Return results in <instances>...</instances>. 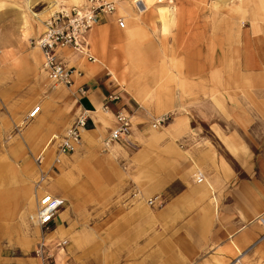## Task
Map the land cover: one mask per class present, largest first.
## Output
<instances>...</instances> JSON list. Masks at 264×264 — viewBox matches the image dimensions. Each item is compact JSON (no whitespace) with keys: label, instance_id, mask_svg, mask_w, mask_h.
I'll return each mask as SVG.
<instances>
[{"label":"crops","instance_id":"crops-1","mask_svg":"<svg viewBox=\"0 0 264 264\" xmlns=\"http://www.w3.org/2000/svg\"><path fill=\"white\" fill-rule=\"evenodd\" d=\"M14 1L0 5V264H41L31 253L42 235L30 220L41 189L66 201L43 237L67 241L53 264L264 262V19H250L231 38L221 21L217 32H204V18L195 37L178 43L186 46L168 73L138 24L129 18L119 27L121 17L102 16L84 36L94 61L60 49L81 75L69 89H52L28 40L60 1L26 0L41 7L29 17ZM175 8H160V18L173 20ZM163 10L173 17L164 20ZM109 95L118 98L107 102ZM119 109L131 118L129 140L105 149ZM80 110L88 117L81 141L55 163L44 147ZM162 115L167 121L151 128ZM19 124L18 134L5 135ZM40 171L53 173L43 185ZM155 196L160 205L145 203Z\"/></svg>","mask_w":264,"mask_h":264},{"label":"built area","instance_id":"built-area-1","mask_svg":"<svg viewBox=\"0 0 264 264\" xmlns=\"http://www.w3.org/2000/svg\"><path fill=\"white\" fill-rule=\"evenodd\" d=\"M117 0H85L82 6L72 5L69 8H60L50 15L43 22V31L30 44L40 50L42 54V62L40 69L45 74L50 87L56 89L64 87L69 89L74 83V77L81 75L80 71L66 66L58 56V51L62 48H71L77 53L86 57L87 60L93 61L88 50L84 45V36L99 23L102 16L111 15L115 12ZM119 27L124 26L122 18H117ZM77 92L82 94L85 92L83 87H78ZM116 95H109L107 102L117 100ZM39 110V106L33 107L26 115V118L33 119ZM108 112L107 104L102 109ZM116 121L115 127L109 132L108 136L102 140L105 149L112 143H127L130 137L131 118L124 113L122 109L114 113ZM168 119L167 115H162L152 119L150 126L153 129L161 127ZM88 117L84 110H80L73 122L59 136L52 137L44 147L47 151L51 149L55 154L54 162L57 163L59 158L71 154L81 141V134L87 128ZM44 154L34 158L37 165L43 162ZM48 172L39 173L38 184L46 181ZM66 204L65 199L55 196L50 192L41 189L36 195V207L30 215V220L40 230L45 233L53 230L54 220ZM146 204L150 206L160 205V197L155 196L146 200ZM264 226V221H261ZM34 249L33 254L41 264H53L52 254L47 250L45 238ZM67 241L65 239L59 241L57 246L63 248ZM234 264H242L238 260H234Z\"/></svg>","mask_w":264,"mask_h":264},{"label":"rangeland","instance_id":"rangeland-1","mask_svg":"<svg viewBox=\"0 0 264 264\" xmlns=\"http://www.w3.org/2000/svg\"><path fill=\"white\" fill-rule=\"evenodd\" d=\"M1 1L2 2L0 3V5H4L3 7H5L6 5H8L6 4V1H11V0H1ZM45 1L48 2V0ZM59 1H60L59 5H57L56 8L50 14L44 16L43 22L55 11H57L58 7L60 9V8H69L75 4L78 5L77 3H72L70 0H59ZM146 1L147 0H117L116 9L114 14H112V17L114 18V20L117 17H121L124 20L126 26H128L129 18L131 20L138 18L139 20L138 29L141 32H145L147 34V39H145L143 36L140 37H143V39L146 40L145 44L146 43L151 44L149 55L150 56L152 55L153 58L155 56V58H157L159 61L157 63L159 67H161L162 65L163 68L166 69V71L168 70L167 71L168 73H170V70L172 69H178L176 65L171 67L172 55L174 53H177L176 52L177 50H179V52L177 53L179 55L182 49H184L186 46V45L184 46L179 45L178 43H182V40L186 37H195V33L197 32L196 28H199V31H201L203 25L205 24V22L203 21L204 18H206L208 21L206 23L207 25H204L207 26V30L204 29L203 30L204 32H208L212 30L217 32L218 30L214 28L218 27L217 26L218 23H216V26H214V23L221 21L222 23H225L224 32L226 33L227 36H230L231 38L238 31L239 27L242 25H246L250 19L256 16L258 17V19L259 18L264 19V0H253V1L251 0H161L160 2H156V0H152L151 2H153V4L150 3V6L145 8L142 5H144L143 3H145ZM30 2L31 1L26 3V0L14 1L15 7L19 11H21L23 17H25L24 14H27L29 17L31 11L38 12L41 9V7L38 6L35 8L29 7ZM163 7L170 9L176 7L174 9L175 17L173 20L168 21L166 19L169 18H165L164 20L166 21H163L162 18H160L159 9ZM119 8L121 10H119ZM31 23H37V22L35 20L34 22ZM3 25L8 26L9 22L4 21ZM42 31H43V24H42ZM39 35L32 37L28 40L29 47L35 48L33 47V45L30 44V42L31 40L37 38ZM172 43L173 44L176 43V46L172 45ZM122 60L125 70L128 69L127 66H130V68L132 67V61L127 56H123ZM151 65L155 66L156 63L152 62ZM152 75H154V72ZM59 88H64V87H59ZM27 121L30 120L25 117L24 122L26 123ZM21 125L19 127H14L13 129H10L8 131H4L5 135L18 134L20 128L22 127ZM4 128H5L4 126L0 125V135L3 133L2 130ZM3 145H6V142H3ZM52 176L53 173L49 172L47 174L46 181L47 180L50 181ZM35 178L37 182L39 179V174L36 173ZM146 200H144L145 203ZM32 226L38 228L36 225H32ZM40 231L42 238L35 245V247L41 241H43L42 240L43 237H45V235L48 233V232L45 233L42 230ZM61 240L63 239H60L58 237L53 238L49 236H46L44 240L46 248L52 254L53 259L54 257L57 258V253H58L57 250H59L58 248H60L57 246V243ZM35 247L33 248L31 253L33 257H34L33 251ZM247 264H250L249 259L247 260ZM259 264H264V262L260 261Z\"/></svg>","mask_w":264,"mask_h":264},{"label":"bare ground","instance_id":"bare-ground-1","mask_svg":"<svg viewBox=\"0 0 264 264\" xmlns=\"http://www.w3.org/2000/svg\"><path fill=\"white\" fill-rule=\"evenodd\" d=\"M73 1V3H77L78 5H76V6H81V5H83L84 3H85V0H72ZM152 0H147L145 3H143L144 5H142L143 7H145V8H147L148 6H150V3H152L151 2ZM118 8V7H117ZM123 8V7H122ZM57 9H59V7L57 8ZM162 9V8H161ZM119 10H121L120 8H119ZM162 17L165 19V18H167V17H172V12L170 11V10H163V12H162ZM138 17V16H137ZM130 22H133V24H134V27L137 25V24H139V20H138V18L137 19H132V20H130ZM133 27V28H134ZM130 31V33L128 34V37H130L131 38V36L132 37H134V30L133 29H131V30H129ZM36 48V47H35ZM38 49V48H37ZM93 61H94V59H93ZM235 260H238V261H240V256H238ZM230 264H234V261L233 262H231Z\"/></svg>","mask_w":264,"mask_h":264}]
</instances>
